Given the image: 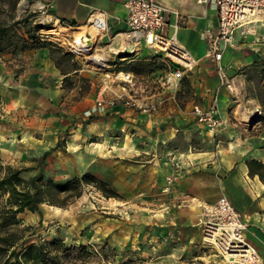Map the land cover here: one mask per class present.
<instances>
[{
    "label": "crops",
    "instance_id": "1",
    "mask_svg": "<svg viewBox=\"0 0 264 264\" xmlns=\"http://www.w3.org/2000/svg\"><path fill=\"white\" fill-rule=\"evenodd\" d=\"M125 1L19 0L11 9L15 0H0V23L4 25L18 20L17 11L24 5L37 11L46 8L38 18L46 27L36 23L31 27L38 40L53 45L18 46L0 53L2 161L13 164L27 155L38 156L54 148L67 130L73 132L72 148L82 143L83 123L78 120L72 125L79 116L80 102L67 103L76 89L63 87L62 81L68 77L72 83V78L87 73L74 57L61 62L60 68L54 60L66 52L59 43L63 36L76 35L95 15L103 14L105 30L93 38L92 51L104 59L103 76L109 82L105 96L113 101L123 96L138 105H160L148 114L117 104L93 116L85 127L92 137V174L115 187V180L133 179L142 188L136 198L143 202L135 206L136 222L173 224L187 239L199 238L201 206L215 202L223 191L241 214L247 226L246 241L256 251L259 264H264V186L257 176L248 175L246 166L249 160L264 164V124L247 122L260 106L256 96L246 91L254 74L264 76V25H253V35H237L224 52L220 64L232 85L230 92L219 87L215 63L206 55L205 34L217 27L214 6L196 0H153L166 11L164 34L174 37L193 61L184 73L190 94L184 98L182 92L176 97L180 84L163 86L168 74L164 61L143 43L135 48L126 39ZM22 36L26 38L25 33ZM155 56L152 72L134 75L127 70L132 63L149 64ZM118 72L131 73L134 83L114 82L112 75ZM98 90L92 87L82 99L93 103ZM214 100L225 123L215 135L197 125L192 114L193 106L207 110ZM146 198H152L153 209L145 207ZM25 214L31 220L38 218L29 212L20 216Z\"/></svg>",
    "mask_w": 264,
    "mask_h": 264
},
{
    "label": "rangeland",
    "instance_id": "2",
    "mask_svg": "<svg viewBox=\"0 0 264 264\" xmlns=\"http://www.w3.org/2000/svg\"><path fill=\"white\" fill-rule=\"evenodd\" d=\"M24 7L25 5L23 8L18 7L17 11L18 19L25 17L28 19L26 26L19 28L20 34L25 33L32 23H36L40 28L46 27L44 22L38 19L46 11V8L37 11L35 8L31 9L30 5L27 8ZM100 34L98 33L96 36ZM76 35H65L59 43L62 50L71 53L87 75H90L89 77L80 74V76L72 78V87L76 89V94H73L67 102L68 104L72 101L80 102L79 112H77L79 116L74 118L72 125L78 120L83 123V127L80 129L83 141L76 148H72L73 132L67 130L61 136L59 147L55 150L52 148L38 156L27 155L20 162L13 164L4 163L0 157L3 166L10 165L14 168L29 169L22 174L24 179H30L38 172L44 178L54 181L79 177L85 172L92 173V144H90L92 137L89 138L90 134L86 131L85 123L97 114L93 111L95 101L92 103V99L82 98L89 93L90 89L92 90V87L98 90L101 86H105L107 89L106 85L109 82H105L106 78L103 76L105 68L99 65L96 67L90 61V57L95 55L92 45L86 47L81 54L72 51L70 44ZM161 68L164 69L163 66ZM252 77V84L250 83L246 91L252 96L263 95L264 76L259 78L254 74ZM107 102V109H109L113 100L107 98ZM261 113L260 106L258 112L247 122L252 124L259 121ZM259 122L264 124L262 121ZM115 182L117 183L116 187L109 185L122 197V200L106 199L92 187H84L80 198L66 208L44 205L41 207V216L38 215L35 220L26 217V214L19 216L20 228L26 229L25 242L31 244L57 238L69 245H92L95 247V245L104 246L103 244H106V257L94 259L92 264L223 263L215 249L203 242L202 234L197 239H187L181 236L179 227L176 228L173 224L144 225L137 223L135 206H140L143 202L142 199L136 198V194L142 188H138L133 179L115 180ZM224 194L221 191L219 197ZM144 200L145 207L150 206L153 209L152 198Z\"/></svg>",
    "mask_w": 264,
    "mask_h": 264
},
{
    "label": "built area",
    "instance_id": "3",
    "mask_svg": "<svg viewBox=\"0 0 264 264\" xmlns=\"http://www.w3.org/2000/svg\"><path fill=\"white\" fill-rule=\"evenodd\" d=\"M198 3H209L215 8L217 27L213 32L205 34L207 57L215 63V72L219 87L232 92L225 70L221 66L224 52L235 42L237 35H253V25H264V0H196ZM127 10L125 32L126 39L135 48L143 43L152 50L167 65V77L162 81L163 86L180 84L185 71L191 69L193 61L190 54L178 45L174 37L164 34L166 11L153 0H126ZM88 27L96 33L105 30V16L97 14L89 22ZM89 35V33H87ZM175 65V67H174ZM114 82L132 85L134 77L128 72H118L112 75ZM105 87L97 92L94 106L95 114H104L108 107ZM127 108H138L144 113L156 112L159 103L138 105L128 97H118L110 103ZM192 114L197 125L209 133L216 134L224 128L225 123L220 118L215 104L207 110L199 106L192 107ZM177 167V163H173ZM200 226L202 240L215 249L224 264H259L256 251L245 239L246 224L241 214L235 209L228 196L221 195L215 202L201 206Z\"/></svg>",
    "mask_w": 264,
    "mask_h": 264
},
{
    "label": "trees",
    "instance_id": "4",
    "mask_svg": "<svg viewBox=\"0 0 264 264\" xmlns=\"http://www.w3.org/2000/svg\"><path fill=\"white\" fill-rule=\"evenodd\" d=\"M19 0L12 3L13 9ZM28 19L20 18L9 25L0 23V53L10 48L21 47L44 48L53 47L49 42L38 40L36 31L29 27L26 38L18 31L20 27L26 26ZM55 51L61 52L60 49ZM158 56V55H157ZM73 55L68 52L63 54L54 63L60 68L61 62L70 61ZM158 57L146 63H132L127 70L134 75L150 73L152 65ZM75 67L74 64L71 65ZM64 70L61 69V72ZM260 78V77H259ZM63 87H72L68 77L62 81ZM181 91L176 94L179 97L183 92L184 98L190 94V85L185 77L180 81ZM262 113L259 121L264 122V94L256 95ZM94 117L86 121L89 124ZM58 143L52 150L59 147ZM248 175L257 176L264 186V164L249 160L246 162ZM29 169L14 168L10 165H2L0 162V264H92V260L106 257V244L95 245H69L62 239H51L28 244L25 242L24 233L26 229L20 228L19 216L26 212L40 214V206L46 205L55 208H66L75 200L80 198L84 187H92L106 199L122 200V197L103 179L92 173L85 172L79 177L75 176L65 181H54L44 178L40 172L24 179L22 174Z\"/></svg>",
    "mask_w": 264,
    "mask_h": 264
},
{
    "label": "bare ground",
    "instance_id": "5",
    "mask_svg": "<svg viewBox=\"0 0 264 264\" xmlns=\"http://www.w3.org/2000/svg\"><path fill=\"white\" fill-rule=\"evenodd\" d=\"M94 31L95 30L93 28L84 27L79 33H77L70 44L72 51L76 54H81L86 47L91 46V39L96 36V32ZM87 33H89V35ZM90 61L94 65H99L101 67L104 66V59L99 55H92V57H90Z\"/></svg>",
    "mask_w": 264,
    "mask_h": 264
},
{
    "label": "water",
    "instance_id": "6",
    "mask_svg": "<svg viewBox=\"0 0 264 264\" xmlns=\"http://www.w3.org/2000/svg\"><path fill=\"white\" fill-rule=\"evenodd\" d=\"M27 2H30V1H32V0H26ZM91 48V47H90ZM88 54V53H87Z\"/></svg>",
    "mask_w": 264,
    "mask_h": 264
}]
</instances>
